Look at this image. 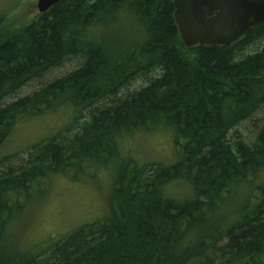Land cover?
Returning a JSON list of instances; mask_svg holds the SVG:
<instances>
[{"label": "trees", "instance_id": "obj_1", "mask_svg": "<svg viewBox=\"0 0 264 264\" xmlns=\"http://www.w3.org/2000/svg\"><path fill=\"white\" fill-rule=\"evenodd\" d=\"M174 13L173 0H61L16 31L0 17V148L18 124L61 103L71 113L64 125L80 124L72 137L62 129L24 157L0 160V264H264V23L229 46L187 47ZM71 59L82 63L16 98ZM245 122L253 138L232 141ZM165 137L179 159L140 163L138 141ZM135 138L112 218L40 249L9 242L33 185L89 168L118 147L126 159L122 146ZM174 183L187 192L173 197ZM236 194L245 197L240 215L216 220L239 203Z\"/></svg>", "mask_w": 264, "mask_h": 264}, {"label": "rangeland", "instance_id": "obj_2", "mask_svg": "<svg viewBox=\"0 0 264 264\" xmlns=\"http://www.w3.org/2000/svg\"><path fill=\"white\" fill-rule=\"evenodd\" d=\"M39 14L37 0H0V17L4 19L3 27L5 31L6 29L16 31L24 25L30 24L38 18ZM81 63L82 61L79 59H71L65 62L61 67L50 71L41 80L33 81L24 87L16 98L19 99L40 90L47 83L74 71ZM141 85L143 83L137 81L122 96L134 92ZM16 98L15 100H17ZM67 105L69 103H61L58 105L61 107L47 113L50 114L47 117L18 124L13 135L0 148V160L18 153L23 157L26 156L27 149L45 142L47 138L54 137L62 129H65L60 134L62 137H72L76 134L79 131L80 124L68 126L71 124L69 122L71 113L65 108ZM259 119L260 117L254 120L260 122ZM67 123L69 124L64 125ZM254 133L253 124L245 122L233 131L231 140L236 141L238 137L248 140L253 138ZM165 139L153 146L147 144V142L138 141L141 147L137 148L139 162H165L168 163L167 165L176 162L179 155H171L172 138L165 137ZM124 141L125 139L122 140V142ZM136 141V138L133 141L130 140L129 143L125 141L124 147L122 146L121 155L127 157L126 159L120 158L118 147L117 154L109 151V154L105 153L99 158L100 163L103 162L107 165L92 161L88 164L89 168L82 167L77 172L68 171L65 175L53 173L41 182V185H33L29 194L30 198L24 197L21 199L20 205L23 204V209L21 212L20 208L17 209L16 215L18 218L13 221L10 229H8L10 240L7 239L9 242L18 239L20 243L25 244L22 245L24 248L40 249L50 244L54 245L57 239L69 234L70 231L72 232L81 225L112 218L113 210L121 201L120 198L118 199L115 189L117 180L123 171L122 166L127 161L133 160L129 158L130 154L126 155L124 153L130 150L132 144H137ZM14 162L16 161L12 163ZM19 164L21 165V162ZM187 189L189 190L188 187ZM169 191L173 197H175L174 195L182 196L187 192L185 187H181L180 183L172 184L168 189ZM234 199L239 201L235 208L231 204H226L217 212L216 220L225 223L236 218L237 214L240 215L243 211L245 197L236 194Z\"/></svg>", "mask_w": 264, "mask_h": 264}, {"label": "water", "instance_id": "obj_3", "mask_svg": "<svg viewBox=\"0 0 264 264\" xmlns=\"http://www.w3.org/2000/svg\"><path fill=\"white\" fill-rule=\"evenodd\" d=\"M61 0H37L45 13ZM174 19L187 47L229 46L264 23V0H173Z\"/></svg>", "mask_w": 264, "mask_h": 264}]
</instances>
